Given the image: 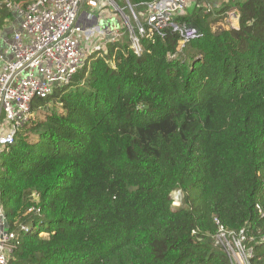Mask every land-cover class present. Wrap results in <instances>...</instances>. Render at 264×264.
I'll return each instance as SVG.
<instances>
[{
  "label": "trees",
  "instance_id": "16d2710c",
  "mask_svg": "<svg viewBox=\"0 0 264 264\" xmlns=\"http://www.w3.org/2000/svg\"><path fill=\"white\" fill-rule=\"evenodd\" d=\"M3 1L32 0H0V28L14 19ZM232 5L235 29L181 18L203 36L174 59L171 33L140 56L109 45L33 101L0 155V205L28 227L10 264H229L218 226L254 237L264 264V0Z\"/></svg>",
  "mask_w": 264,
  "mask_h": 264
},
{
  "label": "built area",
  "instance_id": "2783aa9c",
  "mask_svg": "<svg viewBox=\"0 0 264 264\" xmlns=\"http://www.w3.org/2000/svg\"><path fill=\"white\" fill-rule=\"evenodd\" d=\"M124 1V7H119L115 0H32L24 7L20 3L2 2L20 22L8 48L0 55V155L32 116L33 101L69 86L88 60L93 55H105L109 45L126 43L127 49L140 56L143 40L154 42L156 37L171 33L180 38L176 52L167 54L171 60L187 42L203 36L181 20L191 14L189 8L195 3L153 0L134 6ZM232 16L238 20L235 9ZM34 197L38 199L35 194ZM255 209L263 219L264 203H257ZM27 212L39 210L33 206ZM12 226L0 205V264H10L20 245V234L28 231L17 220ZM252 242L254 237L244 231H228L218 226L215 244L229 264H253Z\"/></svg>",
  "mask_w": 264,
  "mask_h": 264
},
{
  "label": "rangeland",
  "instance_id": "374dc122",
  "mask_svg": "<svg viewBox=\"0 0 264 264\" xmlns=\"http://www.w3.org/2000/svg\"><path fill=\"white\" fill-rule=\"evenodd\" d=\"M242 2L243 0H188V2L190 4H194L193 8H189V10H191V13L194 11V9H200L199 11H201V14H207L208 15V20L210 21L209 23V27L213 30V31H219V30H226V29H230V28H237L238 26V20L237 18H235L234 16H232V12H233V5L237 2ZM116 4L119 7H124L125 6V1L124 0H115ZM198 5H200L198 7ZM226 5H230V7H228V10L226 11L227 14H225V16L220 17L218 16V20L216 21V19H214L213 21H211V18H214L216 13H219L220 11H222V9L225 8ZM86 9L85 7H83V10ZM210 11L209 13H205V11ZM127 12V11H126ZM222 14V13H221ZM13 15V20L12 21H5L2 25V27L0 28V55L3 53L4 50H6L8 48V44H9V40L11 38V35L14 33V31L18 28L19 26V22H20V18L15 16L14 13H12ZM102 24L104 25V23L102 22ZM10 57V56H9ZM35 113V112H34ZM34 115V114H33ZM170 198L172 200V209L177 208L178 206H180L181 203V193L179 191H174L173 193H171ZM37 199L34 197L32 199V202L36 204ZM46 236V235H44Z\"/></svg>",
  "mask_w": 264,
  "mask_h": 264
},
{
  "label": "crops",
  "instance_id": "0c3cea01",
  "mask_svg": "<svg viewBox=\"0 0 264 264\" xmlns=\"http://www.w3.org/2000/svg\"><path fill=\"white\" fill-rule=\"evenodd\" d=\"M10 41V40H9Z\"/></svg>",
  "mask_w": 264,
  "mask_h": 264
}]
</instances>
